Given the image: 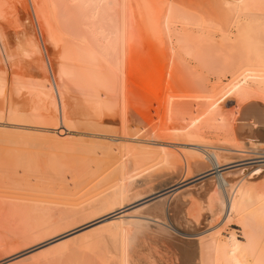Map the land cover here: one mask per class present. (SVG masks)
<instances>
[{
    "label": "rangeland",
    "instance_id": "1",
    "mask_svg": "<svg viewBox=\"0 0 264 264\" xmlns=\"http://www.w3.org/2000/svg\"><path fill=\"white\" fill-rule=\"evenodd\" d=\"M0 1L5 3V4L3 3L4 4L3 7L6 11L4 14V17L0 18V25H2V26H0V28H2L1 30L3 32H5V30H6V32H5L6 35L4 36V40L6 41V39H7L6 45L9 49V53H12L11 55H14L16 53L15 56L16 55L17 56L14 58L12 57V58H13V60L15 59L14 60V61H16L15 63H17V62L19 63V64H15L13 60L10 61L9 58L5 56L4 52L1 54V51H0V54L2 55V57L0 55V59L3 60V58H4L3 62L0 60V76L5 74V75H3L4 77L3 76L2 77L4 78V80L7 83L6 84L7 87L5 88L6 92L3 93L2 95H0V185H1L0 189L2 188L1 190L3 191V192H1V190H0V194L4 195L8 192L6 195L13 193V195H9V197L10 196H13V197L19 196V198H27V197L29 199L32 198L31 201L34 199L32 202L34 204H37V205L39 204V207H40L39 215L36 216L35 219H32L31 222L28 221L29 222L28 226L25 225V224H27V222L24 224V221L23 222L21 221L22 225L24 224L22 226L20 220L17 219L18 221L17 220L15 221L13 219L14 217L10 218L11 216H9L8 214H7L8 215L7 216V215H5V213H0V236H1L0 237V245L2 246V247L0 246V264H15L17 262H20L21 260H23L27 256H31L33 254H35V255H33V256H35L34 257L35 259L33 258V260L38 261V262H36V264H38L39 262L42 263V260L40 259L42 256L40 253L42 252L44 246L46 247L49 244L51 245L52 242L56 241L57 239H59L61 237H64V236L67 237V234L70 233V231L66 232V234L61 233V232L65 231L69 228L70 229L74 228L75 226H78V225L82 224V222H84V221L86 222V221L90 220L91 218L94 219L95 214L93 212L96 213V211H93L92 209L89 210V206L87 207V205H89V204H87V203L89 202L90 205H92L91 201L94 202L95 201L94 199H96L98 196H100V194H101L100 192L105 190L104 186L105 185L109 186L110 181H108V180H111L109 178H112V180L114 179V177L111 175V173L114 170L113 167H115V165H116V164H113V163H116L115 161H117L115 159H118V161H119L123 156H124L123 157V159H124L127 156L128 157L131 156V154H129V153L136 152V150L133 151L132 149L134 148L135 145L136 146L139 145L137 140H140V139L146 140L147 139V140H150V141H148L150 143L152 140L153 141L156 140L158 142H161L162 144L164 143L165 145H172L173 149H176L175 150L176 152L177 151H179V152L184 151L182 149H185L186 147L188 148L191 146L187 142L185 143L184 141H186V140L182 139V137H181V139L184 141H181V139H180V141L184 142V143L179 142L180 137L178 138L177 134H175V133H174V135L170 134L171 132H169L167 130V128L170 126V124L172 127H174L172 125V123L176 124L175 127H184L183 125H185L187 123L188 124L191 123V119H189L190 121L186 120L187 122L186 121L184 122V120H183L184 118H182L183 115L178 114V116H176L177 113H174L175 114V115L173 114L174 117H172V120L169 121L172 123H168V121H165V119L167 120L168 115L165 117L166 112H167V108H164V107L167 106L165 104V103H167V100L164 98H166V97L169 98L168 95L170 96V94L174 93V94L182 95L183 96L182 99L185 100V98H186V100L189 99V101H190V99H192V98H190L192 95L199 94V92H195L197 89L195 84L194 85L192 84V83H195V80H197V79L200 81L202 80V82L205 84V86L208 89L209 88L212 89L213 87L219 88V87L223 86L230 79H232V71L230 68H227L224 65L225 62H222V61H225L224 57L227 60V56H229L228 59L230 60V58L232 56H235L236 52L238 51V48L235 47L234 48L235 50H234L233 47L223 48V46H222V47H220L221 49L217 47L214 50L215 52L214 51L211 52V53H213V54H211L212 57L207 55L210 51H208L206 49V46L204 43H201V44L197 43L196 44V42H195L196 45L193 43V45H191L189 48H187L186 51L184 50L183 47H181L183 49H180L178 43H175L176 41L172 42V41H170V39H167L168 35L165 32V30L160 31L162 28L165 27L164 24L163 23L161 24L157 18H155L156 20H154V17H156V16L153 15L154 12L150 8L152 6L151 4H154V0H61V1L60 0H48V2H47V0H45L47 3L44 0L43 1L40 0L39 4L41 6H43L44 8H46V5L44 3L47 4V7L50 10V15L52 17V21H54V23L56 25L54 23L53 24H54L56 30L59 29L58 30L60 32L59 36L62 39L60 38V42L58 44H55V47L51 43L49 45V42L48 41L46 42V40H47L46 32L43 31L44 30L43 28H41V30H42L41 35H43L42 38H44V37L45 38L42 40L40 38V40L41 41L44 40L43 44H44V46L46 45V48L42 53H40L39 55L37 54L38 55V56L36 55L37 57H35V55H34L33 57L31 56L32 58H30V56H26L24 54H21V52L19 50L17 51V47L15 44V42L17 40V38H15V37H17L16 36L17 32L19 33L20 31H22L20 29H24L23 31H26L27 34L29 35L30 33H28V31L26 30L29 28L30 29V30L28 29L29 32L31 31V34L34 35L33 34L34 33L33 27L31 25L32 23L28 20V18H29L28 14L30 12L29 10H30V6H31L30 1L29 0H0ZM148 1H150V2H148ZM152 1H153V3H152ZM205 1L206 2L210 1L211 5H214V8L215 7L217 8L218 4L221 5V3H222L221 1H223V0H221V1L220 0H202V2H205ZM250 1H251L250 7L247 8V10H246L247 12H245L243 14L244 17L242 16L241 19L245 24H249V25H252V21L254 23L255 20L258 21L260 24L262 23L261 26H258V28L255 30H258L259 27L261 30H263L262 25L264 23V0L263 1L262 0H259V1L250 0ZM148 3H149V5H148ZM155 3H157V2L155 1ZM63 4H64V6H63ZM255 4L257 7L255 6ZM66 5L69 6L70 8H72V11H73L74 7L82 8V10H83V7L85 6V9L83 10L85 12H82V10H80L81 12H79L78 11L79 9H77V10L75 9L76 12L77 11L78 12L75 13V16H72L73 15L72 14L71 15L72 19L68 20L67 18H69V17H64V16H66L65 15V6ZM220 5H219V8H217V10L218 9L223 10V8H221ZM253 6H254V8H252ZM86 7H88V8L90 7V8L89 9L87 8V11H86ZM258 7H259V9H257ZM93 8H95V10ZM69 10H71V9H69ZM258 10L260 12H258ZM219 11H221V10H219ZM68 12H70V11H68ZM62 13H63L64 19H67L69 23L63 22L65 20L62 17ZM71 13H73V12H71ZM68 14H70V13H68ZM81 14L82 15L84 14V16L82 17V19H83L82 21H81V17L79 19V16H77V15L81 16ZM151 14H152V16H150ZM51 17H50V19H51ZM85 18H86V20H85ZM139 18H140V20H139ZM25 19H27L28 21L27 20L25 21ZM244 19H245V21H244ZM262 19H263V21H262ZM77 20L79 23L77 22ZM91 20H92V22H91ZM153 20L155 22L158 20L157 22L159 24H161L162 27H161V25L156 24ZM74 21H76V22L74 23ZM22 22H24V23L26 22V24L23 25ZM27 22H28V24H27ZM37 22H39V24H41L42 20H40V18H39V21H37ZM128 22H129V24H128ZM152 22L155 25H153ZM64 23H65V25H64ZM20 24H21V26H20ZM22 25L25 27L23 28ZM158 25L161 29L159 27H158L159 29L156 27ZM39 26L42 27V25H39ZM39 26H37V27H39ZM180 26H181L180 24H177L176 26L172 25L171 27H173V29H175V27L178 28ZM31 27H32V29H31ZM154 27H156V29H158L160 34L159 33L157 34L156 32L154 33V31H153ZM181 28L182 27H180V29ZM18 30H20V31H18ZM89 30H90V32H89ZM191 30L193 32L192 34L196 35V37H197L198 33L194 32L193 29H191ZM77 32H79V33H77ZM85 32H87V33H85ZM161 32H163V33H161ZM253 32H255V31H252L251 32L252 34L250 33L243 40V47L242 48L244 50L250 49V51L247 50V52H249V53H251V52L255 53L257 50V52H259V54H262V56H264V32L261 31L262 35L261 34L258 35V33H260V31L256 32V33H253ZM109 33H111V34H109ZM62 34L64 36H62ZM230 34L232 37L236 36L237 30L235 28H232L230 30ZM7 35H8V37H7ZM32 35H30V36H32ZM39 35H38V37H40ZM214 35H216L215 39L218 41V44H222L221 43L222 42L221 34L219 32H215ZM86 36H88V37H86ZM91 37H92V40H91ZM106 37H108V38H106ZM251 37H253V40ZM62 40H64L63 43H62ZM72 40H74V42ZM251 40L254 42H252ZM7 42H8V44H7ZM77 42H78L79 46H77L78 45ZM100 42L102 44V45L100 44V46H103V45L105 46V44H106V46H108L107 44H108V42H110L109 43L110 50L111 49L113 51L117 50V51H119V54L117 51L113 52L112 50L109 53L108 52L106 53V52H104L105 49H103L104 51L101 49L103 51V52H101L100 48H98L99 47L98 45ZM39 43H41V45H43L42 42L39 41ZM75 43L77 45H74ZM90 43H92V46H93V43H94L95 47L97 46L96 48H98L99 50L94 47L96 50H98L97 52L100 51L99 52L100 54L105 53L103 55V59L98 60L99 59L98 58L96 60V62L98 61L97 63L96 62L95 63L94 62L93 63H87L86 62L87 59L84 56L83 57L86 60L83 59V61H85L86 63L82 62V60H80V58L82 59V56L80 54V51L82 50V46H83V50L86 51L88 49V51H89L91 48ZM64 44H66L68 46V48H70V49H68L67 46H65ZM198 44H200V45H198ZM62 45H64L65 47ZM72 45H73V47H72ZM194 45H195V49H194ZM109 46H108V48H109ZM112 46H114V47H112ZM115 46H117L116 47L117 49L115 48ZM125 46H126V49L130 50L132 53L127 51L125 49ZM128 46H131L132 50L130 47L128 49L127 48ZM76 47H77V49H76ZM247 47H249V48H247ZM1 48H2V46H1ZM65 48H66V50H69V51L64 52ZM79 48L81 50H79ZM101 48H104V47H101ZM222 48H223V50H222ZM236 49H237V51H236ZM71 50H74V51L71 52ZM205 50H206V52H203ZM253 50L255 52H253ZM106 51H107V49H106ZM198 51H199V53H198ZM18 52L21 55L18 54ZM63 52H64V54H63ZM76 52H78V53H76ZM82 52L83 51H81V53ZM172 52H173V55L171 58ZM174 52H176V53H174ZM45 53H46V55H45ZM111 53H113L112 54L113 57H111ZM175 54H177V55H175ZM200 54H201V57H200ZM204 54H206L207 57H206V55L204 56ZM222 54H223V56H222ZM229 54L231 55V57ZM65 55H67V56H65ZM118 55H119V57H118ZM64 56L66 58H69V59H66ZM72 56L74 58H75V56H78V57H76L75 59L74 58L72 59ZM174 56H176L175 59H174ZM203 56L206 58H204ZM7 58L9 60V62H8ZM40 58H42L43 60H46L53 67L52 69L54 72H53L52 76L47 77L45 71L41 67V59ZM77 59H78V61H77ZM209 59H212V60H209ZM234 59H236V57H234ZM114 60L116 63H113ZM202 60L204 61V63H202L203 62ZM172 61L173 62L175 61V62L173 63ZM208 61H211V62L206 63ZM9 64L12 65V67ZM74 64H76V65H74ZM85 64H86V66H85ZM164 64H168L167 65L168 67ZM72 65H73V67H72ZM173 67H174V69H173ZM68 68H70V69H68ZM69 70H71V71H69ZM91 70L94 71V74H93V72H91ZM113 71H114V73H113ZM61 72L67 74V76L62 74ZM165 72H166V74H165ZM72 73H74V74H72ZM85 73H87V74L89 73V74L85 75ZM170 73H172L173 76H171ZM75 74H76V76H75ZM66 77H68V78H66ZM166 77H167V79H166ZM28 78H29L30 82L27 80ZM105 78H106V80H105ZM169 78H170V82L173 81L171 83L172 88L170 86H168V88H166V85H168L167 80H169ZM24 79H25V82H24ZM107 79H108V81H107ZM239 79L243 81L242 76H240ZM65 80H67V81H65ZM154 80H155V82H154ZM26 82L28 84H36L35 87L38 85V87H39V88H37L38 90H43V91L45 90L49 93L50 92L52 93L53 91H57L60 94H63V93L67 94L69 99L67 98V95L64 96V98H65L64 102L65 101L67 102V99H68V102H67L68 105H66V107L67 106L69 107L70 103H73L74 105L70 104V107L69 108L67 107L68 109L66 108L68 110V111L66 110V112H67L66 114L69 115V113H70L69 117H71L70 119L73 118L74 121L68 119V116H66V118L68 120H66V118L64 119L63 117L61 118L62 113L61 114L58 113V108L61 109L60 107L57 108V112H56V108H53V107H57V105L54 104L52 94L50 97H47L46 101H43V100H40L39 98H37V96H36L37 94H39V92L36 91L37 92V94H36V92L33 91L35 93L31 92V94H30L31 90L28 91V89L23 88L21 93L19 94L21 96L18 95L20 98L17 95L15 96L13 93V86L14 85L16 86V84H21V83L23 85H26L27 84ZM165 82H166V84H165ZM255 82H256L255 79L250 78V79H247L246 85L248 87H250L251 89H253V88H256V86H255L256 84H254ZM102 83H105V85ZM51 86L53 89L51 88ZM194 86H195V88H194ZM49 88H51L52 91ZM167 89H169V90H167ZM194 89H195V91H194ZM179 90L181 92H179ZM197 90H200V89H197ZM131 91L133 93H131ZM262 91L256 90V93L254 92L252 94V96H253L252 99L255 98V99H258L259 101H261L263 99L262 102H264V91L263 92ZM168 92L170 94H168ZM257 92H258V94H257ZM166 93H167V95H166ZM34 94H36V95H34ZM91 94H93V96L96 98L101 96L100 100L104 101L103 104L101 105V108H100V112H99L100 115H98L99 114L98 113L97 117L92 119V120L97 121V122L103 121L101 123V125L98 124L100 122L97 123V126L100 125L98 127L96 126V122H94V124L92 123L95 126H91L92 124L89 123L91 120L89 121V118H87L83 115L84 111L82 109H84V105H80V104L84 103V99L86 98V96L87 95L90 96ZM69 95H71V96H69ZM72 96H74V97H72ZM124 96L128 97L129 105L134 106L133 108L136 107L135 109L138 110L137 115H132L131 114L132 110H131V113H130V110H128V113H126L127 109L124 106L125 105L124 99H123V98H125ZM35 97L38 100V102L36 101ZM14 98H16V99H14ZM50 98H52V99H50ZM129 99H131V102L133 100V105L129 101ZM28 101H30L31 103L30 102L28 103ZM17 102H21L23 105H20L21 103L16 104ZM13 103L16 104L17 106L19 105L18 107H19V109L21 108L20 110L22 111V113H20L21 111H19V113L18 112L14 113L15 111L12 112L13 110H11V108L13 106H15ZM32 103H34V104L40 103L39 104L40 108L41 107L43 108V106H45V104H46V106H45L46 108L44 107L43 108L44 110L40 109L41 111L38 108V110H37L38 113L35 112V115H33L34 112H30L29 111L30 109L26 110V109H28L26 107L29 106V108H30ZM50 103H51V105H50ZM34 104H32V105H34ZM20 106H24V107H20ZM158 106H159V108H158ZM47 107L50 108V110ZM102 107H103L104 111L102 110ZM162 107H163V109H162ZM54 109H55V111H54ZM125 109H126V111H125ZM130 109H132V108L130 107ZM165 109H166V111H165ZM235 109H236V100L232 99V98L227 99L225 101L224 111H226L225 114L227 113V115L232 113L231 114L232 116L231 115H229L230 117L227 116V118H229L230 120L232 119L231 117L234 116L233 111H235ZM9 112H11V113H9ZM24 112L25 113L28 112L27 114H31V113L32 114L31 115L26 114L27 115V118H26V117H24V115H25ZM146 112H147V115L142 116V114H145ZM12 113H14V114H12ZM15 114L16 115L19 114V116L23 115L21 117L26 118V119H23L20 117V120H19L18 117L15 116ZM12 115H13V117L10 118ZM192 115H195V114H192ZM192 115L190 114L189 117L193 118ZM58 116L60 119L58 118ZM180 116H181L182 120L179 118ZM15 117L17 120L16 119L14 120ZM140 118H142V119H140ZM21 119L26 120V121L24 122ZM62 119H64V120H62ZM27 120H28V122H27ZM75 120H76V122H75ZM84 120H88V121H84ZM128 120H130L131 122H129ZM83 121L85 123L87 122L88 124L87 123L83 124L84 123ZM141 121H142V124H141ZM126 122L131 123V124H127ZM165 122L167 123V125H165L166 124ZM178 124L179 125L181 124V125L177 126ZM21 125H23V126L26 125L28 127L23 128V127H21ZM102 125H105V126H102ZM134 125L136 126L135 127L136 130H138L140 128L139 126H141V128L143 125H146V126H145V128H142L143 131H140V129H139V131L141 133L139 131H137L138 133H140V135H139L135 131V129L133 127ZM187 125H185L186 129L189 128V126H191V124H189L188 127H187ZM166 126H167V128L164 129V127H166ZM227 127L225 126L222 128L225 129ZM163 129L165 131H163ZM190 130H193V128L190 127ZM133 131L136 132V134L138 136L135 135V133ZM228 131H226V129H225V131L222 129H220V130L219 129H205V130H203V133H201V136L203 137V139H202V137L199 138V140H203L205 142L201 141V144H200L199 140L198 141L196 140V141L199 142L198 144L203 146V149H206V150H212V148L213 147L216 148V146L222 147V145H223V147H227L228 144H229L228 146H230L232 141L234 142L233 137L230 134L231 131H229L230 133ZM164 132H165V134L168 133V136H167V134L163 136ZM171 135H172V137H170ZM72 137H73V139H72ZM141 137H143V138H141ZM169 137L173 138V139H170ZM175 137H177V139H175V141H174ZM229 137L230 138L232 137L231 142H230ZM112 140H113V142H111ZM170 140H173V142H171ZM166 141H170V142H166ZM188 142L192 143L193 141H188ZM197 142H195V143H197ZM222 142H224V143H222ZM109 143H111L112 145ZM168 143H170V144H168ZM232 145L234 147V145L236 146V143L234 142V144H232ZM204 146L207 148H205ZM100 147H102V148H100ZM104 147H105V150H103ZM110 147L113 148V150ZM183 147H185V148H183ZM230 147H232V146H230ZM238 148H240V149L243 148L242 150H246V148L243 146L241 148V145H238ZM107 149L114 151V153L112 152L113 153L112 154L111 152H109L110 150L108 151ZM106 150L109 152L108 153L109 155L107 154ZM126 151L128 152V155H127ZM153 151L148 150L147 153L152 152V154L154 153L153 155L155 156V154L157 152H153ZM155 151H158V150H155ZM141 152H143V155H141V157L145 155L143 157L145 159L148 155H150V153L148 155H146V152H144L143 150H141ZM159 152L160 151H158V153ZM239 152L237 155L233 154V157H235L233 159L237 160V161L234 163H231L233 165H237V167L242 166V164L244 165V163H246V162L253 161L254 159H250V158H254L257 155L254 151H252L250 154H249V152H246V151H244V152L239 151ZM254 153L256 155H254ZM106 154L108 156H110V158H112V159L115 158L114 159L115 161H113L111 159L109 161L107 159L109 157ZM156 156L154 158L156 159V162H157L158 155L156 154ZM162 156H163V154H161V156L158 159L160 166L158 165V162L157 163L155 162V164L158 165L159 169L161 167L165 168V166H166L165 162H164V164H163V162H161V161H163ZM143 158L141 161L142 164L140 163L142 166L139 164L141 166V168H144L143 164H145L144 166L147 167L148 165L151 164L152 161L153 162L155 161L154 158L153 159L150 158L151 160L148 158L146 160H143ZM160 158H161V161H159ZM91 160L92 161L94 160V162H92ZM144 161H145V163H144ZM146 161L149 163L148 165H146L147 164ZM106 162H108L107 165H105ZM26 164H27V166H26ZM110 164L111 165L113 164V166H111ZM161 164H163L164 166L163 165L161 166ZM238 164H241V165H238ZM157 165L154 166L152 164L153 167L149 168V169H152L151 172L148 169V167L144 168V170H143L144 172L147 169L145 174H143L144 172L143 173L139 172L141 170L140 166L136 167V168H140L139 170L138 169L135 170L137 172L138 176L141 175V173H142L141 176H143V178L141 176L137 177L136 176L137 174H136L135 175L136 180H135V184H133V186L137 192L141 193V196L143 194L142 197H144V195L146 196V194L142 193V192L147 190L148 188H150L151 179H150L149 173L152 174L153 171L158 169V168H155ZM252 165H256V164L253 163ZM110 167H111V170H109ZM102 168H104V169H102ZM24 169L27 171H25ZM92 169L96 170V171L94 170V172L97 173V175H94V172ZM84 171L87 172V175H90V173L93 172V174H92L93 177L89 176V178L92 177L93 179L91 178V180H90L89 178H87V175H86V177H82V176H85ZM88 171H89V173H88ZM38 172H39V174H38ZM79 172H80V174L82 173L81 177L78 175ZM61 174H63V175H61ZM98 174H99V176H98ZM103 174L105 175V178L107 176V178H106L107 180H105V184H104V180L102 181L100 179ZM146 174L149 176V178L146 177L147 176ZM51 175L53 177H51ZM104 175H103V177H104ZM108 175L110 177H108ZM184 175L185 174H183L182 175L183 177L181 176L180 178L177 176L175 179H173V178L172 179H165L164 181H171L167 184L161 185V183H156L155 186H159L158 190L162 189L159 193H157V195L155 194V195L147 196V197H144L143 199H140V200H137L138 198H135L134 200L131 201V203H130V201H128L129 203L127 202L128 204L126 203L124 205V209L117 210L116 212L127 211V210L130 211V209L132 210V209L138 208L139 206H142L143 204L151 202L150 199L153 200V198L155 199L156 196H158L159 194H163V193H165L163 196L168 197V199H167L168 202H170V201L176 202V199L178 198L177 199V203H178V200H180V198L183 201H185V199H186L188 202L185 201L186 202V205L184 207L185 209L189 207L188 204L190 205L195 197H197L199 199L202 198L201 200H205L206 197L197 196V192L198 193L199 192H206V190L204 188H207L206 181L210 177V174L208 172H204V173H200L197 175H196V173H192V175H189V173L185 176ZM95 177H97L99 181H102L104 185L102 184V182H101V187H98L95 184L93 185V183L98 181L97 178H96V180H94ZM19 178H21V179H19ZM105 178H103V179H105ZM116 179H118V178L116 177ZM116 179L111 181L113 186H114L113 182H115L116 185L118 182L120 185H123V183L125 184L126 182H122V183H120V182L121 181H127V180H120L119 181V179L118 180H116ZM59 180H60V182H59ZM92 180H93V182H91ZM2 181H4V182L5 181L6 182L7 181H28V182L30 181V183L33 186H35V187L37 186V187L36 188L34 187V189H30V190L29 189H27V190L26 189H22V190L20 189V191H23V192H20L18 190L11 189V187H9L10 186L9 184L7 185L6 183H4L7 186L4 185L2 183ZM99 181H98V183H99ZM174 181L177 183L174 184L175 183ZM106 182H109V183L106 184ZM112 185L109 188L110 190H116V189L122 187V186H116V187L114 186L113 187ZM90 186H92V187L96 186L94 191H96V189L98 188V191H96V195L94 194L95 192L93 193V188L92 187L90 188ZM200 186L203 187L201 190L199 189ZM102 188H104V189H102ZM107 188L108 187H106V189ZM107 190H105L103 192L105 193V192H107ZM178 194H180V195L178 196ZM92 195L95 196L96 198H94ZM141 196H139V197L142 198ZM176 196H177V198H175ZM192 196H194V197H192ZM91 197H93V198H91ZM90 198H91V201H90ZM174 199H175V201H174ZM0 200H1V198H0ZM14 200L17 201L16 199H14ZM38 202H40V203H38ZM57 203H59V204H57ZM65 204H67V205L64 206ZM41 205L43 207L45 206V208L43 209V207ZM73 205H75V206L71 207ZM83 205H86L89 213L86 211V207ZM192 205H193V203H192ZM84 207H85V209H84ZM80 208H83V209L80 210ZM65 209H66V211H64ZM68 209H69V211H67ZM72 209H74V210H72ZM76 209L79 212L78 214L75 212L73 213V211H75ZM77 210H76V212H77ZM91 210L93 212H90ZM50 211L51 212L53 211V213H51ZM80 211L82 212L81 214H80ZM116 212H114V214ZM66 213L68 214V216ZM65 214H66V216H65ZM110 215L111 214L104 216L103 218H107ZM87 216H89V217H87ZM45 217H48L47 218L48 222L43 221L44 224H42L41 221L46 220ZM67 217H68V219H66ZM37 218H38L39 222L37 221ZM103 218L100 217L99 219H96L92 223H96ZM1 220H3V221H1ZM223 220H225L224 217H221V219H219L217 222L213 223V225H216V226H219V228L220 227L222 228L221 233H220L221 238L224 240H227L231 234H234L239 238V240L241 242L244 243L245 239H244L242 232H241L242 229L239 226H237L236 221L233 220L232 222L230 221L227 224V223H224ZM15 222H18V224ZM33 223H34V226H36L38 224L36 226V230H35V227H34V229L33 228L30 229V227H33L32 226ZM41 224H42V226H41ZM206 224H207V220H204L202 225H201V228L209 229L211 227L210 225H206ZM39 225L41 227L37 228V227H39ZM55 227H57V228H55ZM25 228L27 229V231ZM80 228H81V226L79 228L78 227L75 228V230L72 229L71 232H75V231L79 230ZM28 230H31V231L29 232ZM58 231H59V233H58ZM55 233L58 235H56ZM50 234L52 236H50ZM96 234H97L96 237L97 236L99 237V233H96ZM47 236H49V237H47ZM43 237H44V239H43ZM45 237H47V238H45ZM146 242L148 243V245ZM96 244L97 245H94L95 250H97V248L100 246L99 242ZM99 249H100V247L97 250L98 252H99ZM95 250H94V253L96 252L95 254H98V252ZM155 252L156 251H154L153 249L150 248L149 241L148 240L146 241V238H142V241H141V244L139 247V253L143 258L144 257L146 258L147 263H149L150 262L149 260H151V259H154V258L159 259L162 256V255L159 256V254H161L160 252L163 253L162 250L159 251L158 254H157V252L156 253ZM4 254L7 258L4 256ZM38 255H40V256H38ZM89 255H87V256H89ZM96 256H98V255H95L93 257H96ZM148 256H149V258L151 256H154V258L148 259ZM21 257H22V259H21ZM27 262H25V263L30 264L32 262V260H28Z\"/></svg>",
    "mask_w": 264,
    "mask_h": 264
},
{
    "label": "bare ground",
    "instance_id": "2",
    "mask_svg": "<svg viewBox=\"0 0 264 264\" xmlns=\"http://www.w3.org/2000/svg\"><path fill=\"white\" fill-rule=\"evenodd\" d=\"M29 1L31 3V6H30V10H29L30 12L28 14L29 15L28 20L32 23L31 25H32L33 31H34V33L33 32L32 33L34 35L31 34V31L29 32V30H30L29 28H28L29 30L25 28L28 31V33H30L29 35L27 34L26 31H23L24 29H20L22 31L18 30V31H20L19 32L20 34L17 32V35H16L17 37H15V38H17V40H16L15 44L17 47V51L19 50L21 52V54H24L26 56H30V58H32L34 55H35V57H37L46 48V45L44 46V44H43L44 40L41 41L42 39L45 38V37L42 38L43 35H41L42 34L41 28H43L44 29L43 31L46 32V38H47L46 42L48 41L49 45L51 43L55 47V44H58L60 42L61 37L59 36V33H60L58 31L59 29L57 28L58 30H56V28L54 26L55 23H54V21H52V17L50 15V10L47 7L46 3L48 2V0H47V2L44 0L46 2V3H44L46 5V8H44L43 6H41L39 4L40 0H29ZM155 1L157 3H155ZM252 1H254V0H252ZM256 1H259V0H256ZM148 2H150V1H148ZM221 2H222L221 5L218 4L217 8H219V5H220L221 8H223V10L222 9L217 10L216 7H215L216 9L214 8V5H211L210 1L202 2V0H154V4H151L152 6L150 5L151 6L150 8L154 12L153 15L156 16V17H154V20H156L155 18H157L161 24L162 23L164 24L165 29L164 28L161 29L159 27V25H161V24H159L157 22L158 20L156 22L153 20L156 24H159L156 27L157 28L159 27L161 29L160 31L165 30V32L167 33V35L169 37V38L167 37V39H170V41H172V42L176 41L175 43H178L180 49L184 48V50L186 51V49L189 48L191 45H193V43L195 44V42H196V44L197 43H200V44L204 43L206 46V49L208 51H210L207 55L212 57L211 54H213V53H211V52L214 51L215 48H217V47L218 48H220L222 46H223V48L233 47V49L235 47H237L238 51L236 49L237 52H236L235 56L231 57V55L229 54L231 57L230 60L228 59L229 56H227V60L224 57L225 61H222V62H225L224 65L227 68L231 69L232 79H230L223 86H221L219 88L213 87L212 89L211 88L208 89L205 86V84L202 82V80L201 81L198 79H197L198 81L195 80V83H192V84L193 85L195 84L197 89H200V90L196 89V91H195V89H194V91L199 92V94L192 95L190 97V98H192V99H190V101H189V99L186 100V98H185V100L182 99V97H183L182 95L174 94L173 92L175 90L172 92L173 94H170L168 92V94H170V96L168 95L169 98H167V97L164 98L167 100V103H165L167 106L164 107V108H167V112H166L165 117L168 115V118H167V120L165 119V121H168V123H172L169 121L172 120V117H174L173 116L174 113H177L176 116H178V114L183 115L182 118H184L183 119L184 122L186 120L190 121L189 119H191V123H189V124H191V126H189L188 123H187L188 125L184 123L185 125H187V127L189 126V128H187V129H186L185 125H183L184 127H175L176 124H174V123H172V125L174 127H172L171 124H170L171 127L170 126L168 128H167V126L164 127V129L167 128V130L169 132H171L170 134H172V135H174V133L177 134L178 138L180 137L179 142L184 141L182 139H185L186 141H184V142L185 143L187 142L189 145H191L188 148L183 147V148H185V149H182L184 151H180V152L177 151L176 152L175 151L176 149H173L172 145H165L164 143L162 144L161 142L156 141L155 140L156 138L154 139L156 142L151 139L153 141V142L151 141V143L148 142L150 140H147V139L146 140L145 139L137 140L139 145L136 146L134 144L135 149L134 148L132 149L133 151L136 150V152L129 153V154H131V156L128 157L127 156L128 152L126 151L127 157H125L123 159V157H124L123 156L121 159L119 158L120 159L119 161H118V159H115V158L112 159V158H110V156H108L109 152L114 153V151H112L113 148L110 147L112 149V150L109 149L110 151L107 149L109 151L108 152L106 150V152L108 154V155L107 154L106 155L109 157L107 159L109 161H110V159L113 161L117 160V161H115L116 163H113L116 165H115V167H113L114 170H113V172L111 171L112 172L111 175L114 177V179H116V177H117L119 179V181L120 180H127V181H121L120 182V183H122V182H126V183L125 184L123 183V185H120L118 182L116 185V183L113 182L115 187L116 186H122V187H120L116 190H110L109 188L112 185L111 181H113L114 179L112 180V178H109V179H111V180H108V181H110L109 186H107V185L104 186L105 190L108 189L107 192L104 193L103 191H105V190H103V191L100 190L101 194L99 193L100 196L97 195L98 197L96 198L93 195L94 194L96 195V191H98V188L96 189V191H94V189L96 188V186L101 187V182L103 180H104V184H105V180H107L106 179L107 176L105 178V175H104L105 173H104L103 174L104 177H103V175H102V177L105 179H103L102 177L100 178L102 181H99L98 178L95 177L94 180H96V178H97L99 183H98V181H96L95 183H93V185L95 184L96 186L92 187L93 186L92 185V186H90V188L91 187L93 188V193L94 192L95 193L92 196L96 199H94L95 201L92 202L91 198H93V197L90 198L92 205H90L89 202L87 203L89 205H87L85 203L87 205V207L89 206V210L92 209L93 211H96V213L93 212L92 210L90 211V212H93L95 214L94 219L91 218L90 220H88L86 222L85 221L82 222V224H80V225H78L79 224L78 223L77 224L78 226H75L74 228L70 229L68 227L69 229H67V230L64 229L65 231H63L61 233L66 234V232L70 231V233L67 234V237L66 236L61 237V238L57 239L56 241L52 242L51 245L49 244L46 247L44 246L42 252L40 253L42 256L40 259L42 260L43 264H264V102H262L263 99L262 100L260 99L261 101H259L258 99H255V98L252 99V97H253L252 94L254 92L256 93V90H260V91L263 90L264 91V56H262V54H259V52H257V50H256V52L253 50V52H255V53L247 52V50L250 51V49H247L249 47L246 48L247 50H244L242 48L243 47V40L252 31H255L253 33L260 31V33H258V35L259 34L262 35L261 31L264 32V26H263L264 23L262 25L263 30H261L260 27L258 30H255L258 28V26H261L262 23L260 24L258 21L255 20L256 22L254 21V23H253V21H252V25H249V24H245L242 21L241 18L243 16V14L245 12H247L246 11L247 8L250 7V4H251L250 0H223ZM3 3L4 2L0 1V18L4 17V14L6 12L4 7H3V5L5 3L4 4ZM152 3H153V1H152ZM148 5H149V3H148ZM63 6H64V4H63ZM66 6H65V15L66 16H64V17H69V18H67L68 20L72 19V16H75V13H77L78 11L81 12L80 10H82V8L74 7V9L72 11V8H70L69 6H67V7ZM255 6H256V4H255ZM259 7L257 9H259ZM87 8L88 7H86V11H87ZM252 8H254V6ZM69 9H71V10H69ZM75 9L76 10L79 9V10L76 12ZM84 9H85V6L83 7V10ZM93 9L95 10V8H93ZM83 10H82V12H85ZM219 10H221V11H219ZM68 11H70V12H68ZM67 12L70 14H68ZM71 12H73V13H71ZM258 12H260V11L258 10ZM77 16H79V19L81 17V21H82L83 20L82 17L84 16V14L83 15L81 14V16L80 15H77ZM150 16H152V14ZM50 17H51V19H50ZM62 17H63V13H62ZM64 17H63V19H64ZM39 18H40V20H42L41 24H39V22H37V21H39ZM67 19H64L65 21H63V22H65V23L68 22ZM26 20L27 19H25V21ZM85 20H86V18H85ZM139 20H140V18H139ZM244 21H245V19H244ZM262 21H263V19H262ZM75 22L76 21H74V23ZM77 22H78V20H77ZM91 22H92V20H91ZM65 23H64V25H65ZM22 24L24 25V24H26V22L25 23L22 22ZM27 24H28V22H27ZM128 24H129V22H128ZM177 24H180L181 25L180 27H182V28L180 29V27H178L179 28L178 29L177 27H175V29H173V27H171L172 25L176 26ZM23 25H22V27L24 28L25 26H23ZM39 25H42V27ZM153 25H155V24L153 23ZM0 26H2V25H0ZM20 26H21V24H20ZM37 26H39V27H37ZM32 27H31V29H32ZM156 27L153 28L154 33L156 32L157 34L158 33L160 34V32L158 31L159 28L156 29ZM161 27H162V25H161ZM232 28H235L237 30V34L234 37H232L230 34V30ZM1 29L2 28H0V51H1V54L4 52L5 56L8 57L10 61H12L13 58L16 57L17 55L15 56L16 53L14 55H11L12 53H9V49L6 45L7 39H6V41L4 40V36L6 35L5 34L6 30H5V32H3ZM191 29H193L194 32L198 33L197 37H196V35L192 34L193 32ZM89 32H90V30H89ZM215 32H219L221 34V37H222L221 43L222 44H218V41L215 39L216 38L215 37L216 35H214ZM77 33H79V32H77ZM85 33H87V32H85ZM161 33H163V32H161ZM109 34H111V33H109ZM30 35H32V36H30ZM38 35L40 37H38ZM62 36H64V35L62 34ZM7 37H8V35H7ZM86 37H88V36H86ZM40 38H41V40H40ZM106 38H108V37H106ZM251 38L253 40V37H251ZM64 40H62V43L64 42ZM91 40H92V37H91ZM39 41L42 42L43 45H41V43H39ZM72 41L74 42V40H72ZM252 42H254V41H252ZM109 43L110 42H108V44H107L108 46H109ZM7 44H8V42H7ZM77 44H78V42H77ZM77 44L75 43L74 45H77ZM100 44H101V42L99 43L98 48H100L101 52L104 51L103 49H105L104 52H106V53L107 52L109 53L112 50V49L110 50V46L108 48V46H106V44H105V46L104 45L100 46ZM200 44H198V45H200ZM64 45L67 46L66 44H64ZM64 45H62V46H64ZM195 45H194V49H195ZM1 46H2V48H1ZM77 46H79V44ZM72 47H73V45H72ZM90 47H89L90 48L89 51H88V49L86 51L83 50V46H82V50L79 48V50L83 51L82 53L80 51V54L82 56V59L80 58V60H82V62H85V61H83L84 57L87 59V61H86L87 63H93V62L95 63L98 58H99L98 60L103 59V55L105 53L100 54L99 53L100 51L97 52L99 49L96 48L97 46L96 47L94 46V43H93V46H92V43H90ZM94 47L98 50H96ZM101 47H104V48H101ZM112 47H114V46H112ZM116 47L117 46H115V48ZM129 47L131 48V46H128L127 48L129 49ZM181 47H183V48H181ZM67 48H68V46H67ZM223 48H222V50H223ZM68 49H70V48H68ZM76 49H77V47H76ZM106 49H107V51H106ZM125 49H126V46H125ZM74 50H71V52ZM131 50H132V48H131ZM65 51H69V50H66V48H65L64 52ZM127 51L131 52L130 50H127ZM64 52H63V54H64ZM117 52L119 54V51H117ZM203 52H206V50ZM76 53H78V52H76ZM174 53H176V52H174ZM198 53H199V51H198ZM18 54H20V53L18 52ZM112 54L113 53H111V57H113ZM177 54H175V55H177ZM45 55H46V53H45ZM172 55H173V52L171 53V58H172ZM205 55L206 54H204V56ZM207 55H206V57H207ZM65 56H67V55H65ZM73 56H72V59L74 58ZM222 56H223V54H222ZM1 57H2V55H1ZM76 57H78V56H75V58ZM118 57H119V55H118ZM175 57L176 56H174V59H175ZM200 57H201V54H200ZM206 57H204V58H206ZM234 57H236V59H234ZM8 58H7V60H8ZM40 59H41V67L45 71L47 77L52 76V74L54 72L52 69L53 67L46 60H43L42 58H40ZM66 59H69V58H66ZM86 59H84V60H86ZM0 60L3 62L4 58H3V60L2 59H0ZM9 60H8V62H9ZM115 60L113 63H116ZM209 60H212V59H209ZM77 61H78V59H77ZM15 62L16 61H14V63ZM209 62H211V61H208L206 63H209ZM202 63H204V61ZM15 64H19V63L17 62ZM74 65H76V64H74ZM164 65L167 66L168 64H164ZM10 66L12 67V65H10ZM85 66H86V64H85ZM72 67H73V65H72ZM68 69H70V68H68ZM173 69H174V67H173ZM92 70H91V72H93V74H94V71H92ZM69 71H71V70H69ZM61 73L67 76V74H65L63 72H61ZM113 73H114V71H113ZM72 74H74V73H72ZM86 74L87 73H85V75ZM165 74H166V72H165ZM170 74H171V76H173L172 73H170ZM3 75H5V74H3ZM2 76H0V95H2L3 93L6 92L5 88L7 87V85H6L7 83L3 78L4 76L3 77ZM75 76H76V74H75ZM240 76L243 77V81L239 79ZM68 77H66V78H68ZM250 78L255 79V81H256L254 83V84H256L255 85L256 88H253L254 90L246 85L247 79H250ZM166 79H167V77H166ZM27 80L29 81V78ZM105 80H106V78H105ZM65 81H67V80H65ZM107 81H108V79H107ZM24 82H25V79H24ZM154 82H155V80H154ZM172 82L173 81L170 82V78H169V80H167L168 85H166V88H168V86L171 87ZM27 84L23 85L21 83V84H16V86L14 85L13 86L14 95L18 96L21 93L22 89L24 88V89H28V91L31 90L30 94L33 91L39 92V94H37V92H36L37 95L36 94H34V95H36L37 98H39L40 100L46 101L47 97H50L52 94L54 104L57 105V107H53V108H56V112H57V108L60 107L61 109L58 108V113H60V114L62 113L61 118L63 117L65 119L66 116H68V119L71 118V117H69L70 113H69V115L66 114L67 113L66 110L70 107V104H73V103H70L69 107L67 106L68 108L66 107V105H68L67 102L69 99L67 94H64V93L60 94L57 91H53L52 93L51 92L49 93L45 90L44 91L38 90L37 88H39V87H38V85L35 87L36 84H28V85ZM102 84L105 85V83H102ZM165 84H166V82H165ZM195 86H194V88H195ZM51 88H52V86H51ZM51 88H49V89L52 91L53 88L52 89ZM169 89H167V90H169ZM35 92H33V93H35ZM179 92H181V91L179 90ZM131 93H133V92L131 91ZM257 94H258V92H257ZM65 95H67V98H68L67 102L65 101L67 104L64 102V99H65L64 96ZM166 95H167V93H166ZM19 96H21V95H19ZM69 96H71V95H69ZM127 96L126 97L124 96L125 98H123L124 104H125L124 106L127 109L126 113H128V110H130V113H131V110H132L131 114L137 115L138 110L135 109L136 107L133 108L134 106L129 105ZM72 97H74V96H72ZM100 97L96 98L93 96V94H91L90 96L87 95L86 98L84 99V103L82 102L83 104H80V105H84V109H82L84 111V113L82 112L83 115L85 117L89 118V121L91 120L89 123L94 124V122H96V126H97V123L100 121L97 122V121H94L92 119L97 117V114L100 112L101 105L104 102V101L100 100ZM229 98L236 100V109H235V111H233L234 116L231 117L232 118L231 120L229 118H227V116L231 115L232 113L229 111L231 114L227 115V113L225 114L226 111H224L225 101ZM14 99H16V98H14ZM35 99H36V97H35ZM50 99H52V98H50ZM36 101L38 102L37 99H36ZM129 101L131 102V99H129ZM29 102L30 101H28V103ZM18 103L20 104L21 102H17L16 104H18ZM131 103L133 105V100ZM16 104H14L15 106H13V107L11 106L12 107L11 110H13L12 112L15 111L14 113H16V112L19 113V111H21L20 110L21 108L19 109V107H18L19 105L17 106ZM32 104H34V103H32ZM32 104H31L30 108H29V106L26 107L27 105L25 107L28 108L26 110L30 109L29 110L30 112H34L33 115H35V112L38 113L37 112L38 108H39V110L40 109L42 110L46 106V104H45V106H43V108L42 107L40 108L39 107L40 103L39 104L35 103L34 105H32ZM20 105H23V104L21 103ZM50 105H51V103H50ZM129 106L132 109H130ZM20 107H24V106H20ZM103 107H102V110H103ZM158 108H159V106H158ZM48 109L50 110V108H48ZM126 109H125V111H126ZM162 109H163V107H162ZM54 111H55V109H54ZM165 111H166V109H165ZM9 113H11V112H9ZM14 113H12V114H14ZM20 113H22V111ZM27 113L24 112L25 115ZM31 114H27V115H31ZM190 114L191 115L195 114V115H192L193 118L192 117L190 118L189 117ZM25 115H24V117L27 118V115L26 116ZM98 115H100V113ZM144 115H147V112L145 114H142V116H144ZM15 116H17L18 119L20 120V117L23 115L19 116V114L18 115L15 114ZM12 117H13V115L10 118H12ZM21 118H23V117H21ZM26 118H23V119H26ZM58 118H59V116H58ZM179 118L182 120L181 116ZM15 119H16V117L14 118V120ZM23 119H21V120H23ZM64 119H62V120H64ZM68 119L66 118V120H68ZM140 119H142V118H140ZM70 120H73V118ZM23 121L25 122L26 120H23ZM84 121H88V120H84ZM128 121L131 122L130 120H128ZM27 122H28V120H27ZM75 122H76V120H75ZM102 122H100L98 124L101 125ZM86 123L84 122L83 124H86ZM93 124L91 126H95ZM127 124H131V123H127ZM141 124H142V121H141ZM100 125H98V126H100ZM165 125H167V123ZM180 125L178 124L177 126H180ZM102 126H105V125H102ZM143 126H142V128H145L146 125H143ZM225 126L229 127V128L227 127L228 129L227 128H225V129H226V131H228V130L231 131V133L229 131L228 132L232 135L233 140L236 143V146L234 145V147H233L232 144H234V142L231 140L232 137L231 138L229 137L230 142L232 141L230 144V146H232V147L228 146L229 144L226 142L228 144L227 147H223V145H222V147H219V146H216V148L213 147L212 150L203 149V146L200 145L201 141H203V140H199V138L202 137L201 133H203V130H205V129H219V130L222 129L225 131V129L222 128ZM21 127L26 128L28 126L21 125ZM133 127L135 129L136 126L134 125ZM139 127H140L139 128L140 131H143L141 126H139ZM190 127H192L193 130H190ZM139 129L138 130L135 129V131L137 132V131H139ZM164 129H163V131H165ZM136 132H134L135 135H137ZM140 133H138V134L140 135ZM166 134L168 136V133H166ZM166 134L164 132L163 136ZM172 135L170 137H172ZM181 137H182V139H181ZM141 138H143V137H141ZM72 139H73V137H72ZM170 139H173V138H170ZM175 139H177V137L174 138V141H175ZM180 139H181V141H180ZM202 139H203V137H202ZM196 140L197 141L199 140L200 144H198L199 142H197ZM170 141L173 142V140H170ZM170 141H166V142H170ZM188 141H193V142L195 141L197 143H195V142L189 143ZM111 142H113V140ZM184 142H181V143H184ZM203 142H205V141H203ZM222 143H224V142H222ZM109 144H111V143H109ZM168 144H170V143H168ZM238 145H241V148H242V146L245 147L246 150H242L243 148L242 149L238 148ZM100 148H102V147H100ZM205 148H207V147H205ZM103 150H105V147ZM141 150L146 152V155H148L150 153V152L147 153L148 150H152V151L154 150L153 152H157L156 154L158 155V159L161 156V154H163V156H162L163 161H161V158L159 161L163 162V164L165 162V164H166L165 168L161 167L159 169L158 165L160 166V164L158 162V159H157L158 165L155 164L156 159L154 157L156 156V154L154 156L153 155L154 153L152 154V152H151L150 155H148L146 157V159L147 158L148 159L154 158V160H155L154 162L153 161L151 162L150 161L151 159H150L149 160L151 162L150 165H148L149 164L147 162L148 160L146 161V163H147L146 165H148L147 166L148 169L150 167L151 168L153 167L152 164L154 166L157 165L155 168H158V169L153 171L152 174L149 173L150 174L149 176L151 179L150 188H148L147 190L142 192V193L146 194V196L144 195V197L155 195V194L157 195V193H159L162 189L158 190L159 186H155V184L161 183V185H163V184H167V183L171 182V181H164L165 179H172V178L175 179L177 176L180 178L183 174L187 175L188 173H189V175H192V173H196V175H197L200 173L208 172L210 174V177L206 181L207 188H204L206 190V192H199V193L197 192V196H199V197L204 196V197H206V199L201 200L202 198L199 199V198L195 197L194 200L192 201L193 205H192V203L190 204L191 206L188 204L189 207L185 209L184 207L186 205V202H188L186 199H185V201H186L185 202V201L181 200V198H180V200H178V203H177L178 198L176 196L175 197V198H177L176 202H173V201L168 202L167 201L168 197L163 196L165 194V193H163V194H159L158 196H156L155 199L153 198V200L150 199L151 202H149V203L145 202L146 204H143L142 206H139L138 208H135L132 210L130 209V211L127 210V211L116 212L117 210L124 209V205L128 201H130V203H131V201L134 200L135 198H138L137 200L144 198V197H142L143 194L141 196V193L137 192L133 186V184H135V180H136L135 177L141 176L142 173L144 172L143 171L144 168H147L146 166H144L145 164H143L144 168H141V166H142L141 161H142V158L145 156L144 155L141 157V155H143V152H141ZM155 150H158L160 152L158 153V151H155ZM239 151H243V152L246 151V152H249V154L252 151H254L257 155L254 153V155H256V156L254 158H250V159H254L253 161L246 162V163H244V165L242 164V166L237 167V165H233L231 163H234L237 161V160L233 159V158H235V157H233V154L237 155ZM146 159L143 158V160H146ZM92 162H94V160ZM107 163L108 162H106L105 165H107ZM144 163H145V161H144ZM253 163L256 165H252ZM113 164L112 165L110 164V165L113 166ZM163 164H161V166ZM238 165H241V164H238ZM26 166H27V164H26ZM138 166H140V168H141V170L139 172H142L141 175H139V176H138L137 172L135 171L137 169L138 170L140 169V168H136ZM102 169H104V168H102ZM94 170H93V172H94ZM109 170H111V167L109 168ZM146 170H145V172H146ZM149 170H150V172L152 171V169H149ZM25 171H27V170H25ZM84 172H85V176H82V177H86V175H87V172L86 171H84ZM93 172L90 173V175H87V178H89V176H92ZM145 172L143 174H145ZM88 173H89V171H88ZM38 174H39V172H38ZM99 174H98V176H99ZM61 175H63V174H61ZM78 175L81 177L82 173L80 174V172H79ZM94 175H97V173L94 172ZM149 176L147 175L146 177L149 178ZM51 177H53V176L51 175ZM92 177H90L89 179L91 180ZM108 177H110V176L108 175ZM141 177L143 178V176H141ZM19 179H21V178H19ZM118 179H116V180H118ZM7 182L2 181L3 184L4 183H6L7 185L9 184L10 185L9 187H11V189L18 190V191H20V189L21 190L22 189H26V190L29 189L30 190V189H34V187H35L30 183V181L29 182L28 181H7ZM59 182H60V180H59ZM91 182H93V180ZM107 183H109V182H106V184ZM176 183L177 182H175L174 184H176ZM6 184H4V185H6ZM102 184H103V182H102ZM106 187H108V188L106 189ZM202 188L203 187L200 186L199 189L201 190ZM102 189H104V188H102ZM1 192H3V191L1 190ZM20 192H23V191H20ZM6 194H4V195L0 194V198H1V200H0V213H5V215L8 214L9 216H11L10 218L14 217L13 219L15 221L17 219L20 220V222L24 221V224L27 222V224H25L27 226L29 225L28 223L32 221V219H35L36 216L39 215L40 207H39V204L37 205V204H34L32 202L34 199L31 201L32 198L31 199H29L28 197L27 198H19V196H17V197L14 196L15 197L14 198L13 196L9 197V195H13V193H11L9 195H6ZM179 195L180 194H178V196ZM139 196H141L142 198H140ZM192 197H194V196H192ZM14 199H16L17 201H15ZM174 201H175V199H174ZM38 203H40V202H38ZM57 204H59V203H57ZM66 205L67 204H65L64 206H66ZM86 205H83V206L86 207ZM74 206L75 205H73L71 207H74ZM85 207H84V209H85ZM87 207H86V211L89 213ZM44 208H45V206L43 207V209ZM66 209L64 211H66ZM81 209H83V208H80V210ZM72 210H74V209H72ZM76 210L73 211V213L75 212L78 214L79 212H78V210L76 212ZM67 211H69V209ZM114 212H116V213L114 214ZM51 213H53V211ZM81 213L82 212L80 211V214ZM66 214H65V216H66ZM109 214H111L109 217L103 218L104 216H107ZM67 216H68V214H67ZM87 217H89V216H87ZM100 217H102L103 219H101L100 221H98L96 223H92L96 219H99ZM221 217H224L225 220H223V221H224V223H227V224L230 221L231 222L233 220L236 221L237 226H239L242 229L241 232H242V235L245 239L244 243L241 242L239 240V238L234 234H231L227 240H224L221 238L220 233H221L222 228L221 227L219 228V226L213 225V223L217 222L219 219H221ZM45 218H46V220L41 221L42 224H44L43 221L48 222V219H47L48 217H45ZM66 219H68V217ZM204 220H207L206 225L211 226L209 229L201 228V225H202ZM1 221H3V220H1ZM37 221H38V218H37ZM22 222H21V225H22ZM15 223L18 224V222H15ZM42 224H41V226H42ZM32 226L33 227L29 226L30 229H32V228L34 229V227H35V230H36V226H34V223ZM41 226L39 225V227H37V228H40ZM80 226H81V228L79 230H77L75 232H71L72 229L75 230V228H77V227L79 228ZM55 228H57V227H55ZM26 231H27V229H26ZM28 231L30 232L31 230H28ZM58 233H59V231H58ZM96 233H99V237L97 236L98 238L96 237V235H97ZM56 235H58V234H56ZM50 236H52V235L50 234ZM47 237H49V236H47ZM47 237H45V238H47ZM142 238H146V241L147 240L149 241L150 248L153 249L154 251H156L157 254L159 251H161V250L163 251V253L160 252L161 254H159V256L160 255H162V256L159 259L158 258L155 259L154 256H151L149 258V256H148V259L154 258L155 260L151 259L152 261L149 260L150 262L147 263L146 258L145 257L143 258L140 255L139 247H140ZM43 239H44V237H43ZM98 242L100 245L99 246L100 247L99 252L97 251L99 247L97 248V250H95V247H94V245H97L96 243H98ZM147 245H148V243H147ZM94 250L97 251L98 254H95L96 252L94 253ZM33 255H35V254H33ZM33 255L27 256L26 258H24L23 260L15 263V264H23V263L26 264L25 262H27L28 260H32V262L30 264H36V262H38V261L33 260V258L35 257ZM87 255H89V256H87ZM95 255H98V256L93 257ZM4 256H5V254H4ZM38 256H40V255H38ZM21 259H22V257H21ZM40 263L41 262H39L38 264H40Z\"/></svg>",
    "mask_w": 264,
    "mask_h": 264
}]
</instances>
